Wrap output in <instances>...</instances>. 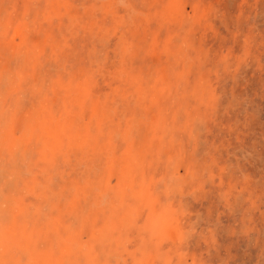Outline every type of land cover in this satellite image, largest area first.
<instances>
[{
    "label": "rangeland",
    "instance_id": "rangeland-1",
    "mask_svg": "<svg viewBox=\"0 0 264 264\" xmlns=\"http://www.w3.org/2000/svg\"><path fill=\"white\" fill-rule=\"evenodd\" d=\"M0 264H264V0H0Z\"/></svg>",
    "mask_w": 264,
    "mask_h": 264
}]
</instances>
